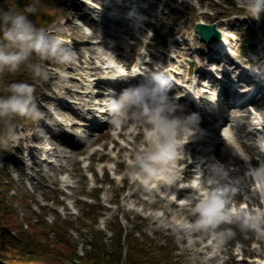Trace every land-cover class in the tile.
I'll use <instances>...</instances> for the list:
<instances>
[{
  "label": "rangeland",
  "instance_id": "1",
  "mask_svg": "<svg viewBox=\"0 0 264 264\" xmlns=\"http://www.w3.org/2000/svg\"><path fill=\"white\" fill-rule=\"evenodd\" d=\"M16 1H20L21 10L30 2V0ZM142 1L141 21L139 22L141 27H138L135 33L136 38L132 34H125L123 42L118 43L113 49L115 55L123 56L120 61L125 66V70L131 58L133 62L141 59L145 50L148 55L144 59L150 61L152 66L160 65L165 70L172 71L174 78H180L185 84L191 85L192 89H196L203 97L200 103L202 105L206 102L204 97L208 98L206 92L204 94L202 90L204 88L201 86L202 79L198 76L195 79L190 78L188 67L185 64L188 60L195 61L194 57L197 56L204 58L202 60L204 61L209 51L206 45L198 39L193 26L196 22L202 21L208 24L214 23L217 28L223 30L221 28L225 25H222L223 22L228 21L229 24L224 28L229 27L228 32L225 33L226 39H229V51L222 59H212V61L218 63V66L224 70V60H229L226 65L232 70V74L228 77L239 75L245 66H248V69H258L264 74V14L258 19L251 15L255 22L250 24L245 18L244 14L247 9L241 6V0H218V2L189 0V3L184 6H180L178 0ZM14 2L15 0L7 1V7H14ZM124 2L125 0L116 1L121 5ZM35 3L39 10L32 15V19L39 26L54 33L60 29V32L68 37L67 43L73 48L80 43L82 45L86 40L85 30H81L80 26L76 25V21H81L78 17L77 20L74 19L73 15L79 13V10L74 11L69 5V0H35ZM117 8L121 9V6ZM117 12L119 17L124 14V11ZM119 26L124 29L122 22H119ZM127 27L131 28V24ZM133 40L143 45L147 44L148 47L141 45L134 49L131 46ZM86 46L93 48L92 43L89 42ZM89 56L95 57L97 54L85 53L84 56L77 54L76 60L70 65L59 64L52 60L45 61L49 72L47 80L35 79L28 66L21 65L20 68L24 69L25 74L23 73L24 75L20 77L33 79L28 82L35 83L36 97L40 107L46 113V118L38 123L25 117L15 118L14 124L19 134L18 139L0 148V153L2 152L0 156L1 176L8 178L7 182H10L13 188L9 191L8 187H3L6 185L0 183V193L4 192L0 198L7 199L8 203L18 207L24 215L27 213L31 216L32 222L26 220L27 223L33 224L38 219L45 220L49 244L55 242L52 237L57 229L56 222L60 228H64V224L65 227H69V235L73 238V242L78 241L77 255L71 264H87L88 247L86 246L89 241L88 237L91 236V229L93 232L103 231L104 240L109 245V237L113 234L111 229L116 223L115 216H119L123 224L127 226V232L133 234L130 236L133 248L137 242L147 241L156 243V247L169 246L171 257L167 264H264V222L260 223L257 228L243 231L237 224L229 223L226 230L235 233L231 236L232 241L230 242V238L223 242L218 241L212 248L196 244V241L201 242L204 233L200 231H193L191 235L186 233V230L193 225L186 219L190 213L185 204V197H188L204 180L196 176L197 164L190 169L184 165L187 164L186 162L182 165L178 163L177 177L183 178L181 180L187 183L184 184L186 188L180 190L181 201L178 204H170L172 201L160 197L161 191L166 188L175 190L178 185L177 180L173 184L174 187L158 183L156 189L159 195H157L156 191L140 186L138 180L126 175L132 151L143 139L142 128L131 124L123 126L120 137H118L116 132L119 128L109 124L89 138L81 136L84 133L81 127L80 129L72 127L71 130V124L80 121V118L73 113L72 109L66 107L69 103L64 100L71 98L73 100V97L66 94V90L80 85L79 81L84 78V72H87L86 61ZM236 65L241 66L242 69ZM87 66H98L97 60L94 59L93 64ZM100 71L101 69L93 70V72ZM62 73H67V76H63ZM75 77L78 79L75 80ZM261 77L264 78L263 75ZM175 88L176 84L173 82L170 93ZM262 92L264 94V89ZM257 101L259 104L256 114L260 122L264 123V103H262L264 100L257 99ZM54 103H61L65 106L64 108L59 105L56 111L57 113L63 112L65 117H70V120L59 115L63 117L60 119L55 114L52 108ZM46 120L51 123L48 125ZM57 120L63 125L57 126L59 124ZM239 121L246 123L245 118ZM64 125L67 128H64ZM44 127H47V130ZM238 128L239 133L236 132V135L232 133L231 137L236 144L237 155L235 157L246 175L245 178H240L237 177L240 172H237L236 177L231 176L230 181L235 184L234 188L237 190V195L234 193L232 195L235 201L232 202L231 207L238 211L259 215L261 221H264V178L252 173V168L264 160V153L260 152L255 155L257 151L256 146L253 145L255 139L247 137L241 124ZM54 130L60 132L57 133L58 136L57 134L55 137L51 135ZM66 131L69 132L67 134L71 135L70 137L65 135ZM75 135L77 137H74ZM213 136L222 139L220 152L228 150L229 146L226 144H232L226 133L219 134V136L216 133ZM236 136H240L244 146L237 145ZM115 138L119 143L115 141ZM69 140L77 145H70ZM194 140L195 138L190 139L191 144L183 155V157L187 155L189 160L194 159L190 152L192 150H195L194 156L198 159L202 157L198 151L201 143L196 144ZM259 140L264 142V139ZM113 143L115 147L111 150ZM206 146V144H201L202 148ZM248 155L254 156L253 159L258 156L256 157L257 162L249 164ZM25 157L31 163L29 168L22 162ZM228 171L231 172L230 168ZM150 190L152 193H148ZM164 194L167 197L168 194L166 192ZM17 200H23L26 203L20 205ZM92 217L95 221L90 220ZM135 224L143 226L141 235L137 232L133 233L132 228ZM109 249L113 251V247L110 246ZM125 250H128L127 245L122 249L124 264L128 262L129 257ZM241 252L248 258L242 259ZM133 258L136 264H142L140 262H146L147 255L143 254L142 257L136 254Z\"/></svg>",
  "mask_w": 264,
  "mask_h": 264
},
{
  "label": "clouds",
  "instance_id": "2",
  "mask_svg": "<svg viewBox=\"0 0 264 264\" xmlns=\"http://www.w3.org/2000/svg\"><path fill=\"white\" fill-rule=\"evenodd\" d=\"M241 6L254 18L264 14V0H241ZM35 0L23 10L0 6V74L16 72L27 65L37 80L49 79L45 61L70 65L77 58L76 50L60 34L39 26L32 15L38 11ZM67 76V73H62ZM173 80L163 71L145 73L122 90L111 89L104 100L115 127L133 125L143 130V139L134 147L126 175L138 180L140 186L151 188L154 183L173 185L178 175V162L187 142L205 132L198 112L187 109L170 94ZM39 122L46 118L36 97V85L27 80H14L0 95V148L18 139L16 117ZM253 175L264 178V161L252 168ZM204 180L188 197L185 204L195 224L186 230L208 233L212 239L226 241L235 233L218 230L226 223H235L243 231L257 228L259 215L231 207L232 187L229 171L223 162H209Z\"/></svg>",
  "mask_w": 264,
  "mask_h": 264
},
{
  "label": "bare ground",
  "instance_id": "3",
  "mask_svg": "<svg viewBox=\"0 0 264 264\" xmlns=\"http://www.w3.org/2000/svg\"><path fill=\"white\" fill-rule=\"evenodd\" d=\"M72 1H74L76 3V6L78 4L76 9H78L79 11L80 10L85 11L84 8H86V11L89 14H91L89 21L94 23L93 29H91V27H89V26H86V25L84 26L83 24L89 25L86 16L85 15L81 16L80 13L76 14V16H78L79 20H81L82 25H83L80 27V29L81 30L86 29L88 32V33H84L86 40L83 41L82 45H78L74 48L76 50L77 54L79 56H84L85 53H90V54H95V55L97 54V56H95V58L89 56V59L86 61V64L92 65L94 59L97 60V62H99L100 64L102 63L103 64L102 69L108 73L107 76L110 79L117 78V77L124 75L123 70H122V66L119 63H117L113 54H111L110 52L103 51L104 48L102 46H105V44H106L108 48H112L116 43H122L123 42V39H121L122 38L121 36H123V34H125L126 32L121 31L118 28V17H119L118 15H119V13L117 11H124L125 15L124 16L120 15L119 20H120V22L123 23V26L125 28H128L127 26L129 24H131V28L127 29L128 33H131L133 29L138 30V28L136 26H138L139 22L141 21V13H140L141 8L140 7H142L143 1L142 0H126L125 3H123L122 5H116L114 7L115 10L114 9H108L109 5L115 0H100L103 3H98L96 0H72ZM150 1H153V0H150ZM117 6H121V9L117 8ZM93 19L95 20V22L93 21ZM82 20H84V21H82ZM133 24H134V26H133ZM227 24H229L228 21H227ZM222 28H223V31L222 30L220 31L221 32V39L216 41V42H212V43L206 45L208 50H211L212 52L214 51L215 54H218L220 56V57L218 56V58L223 57V55L225 54L224 52H221L219 50V47L223 46L224 43L227 44L225 33L228 32L229 27H226V28L222 27ZM87 40H90V43H93L94 48H92V47L88 48L86 46L88 43ZM216 48H218V49H216ZM120 57H122V56H120ZM194 58H195V61H194L195 64L192 67L193 74L190 75L189 77L192 79H195L196 76H198L199 79H202L206 75L205 73H207L208 70H212V67H210V65L212 64L211 60L213 57L206 56L204 61H202L204 58L201 59L199 56L194 57ZM188 59H191V58L188 57ZM228 61L229 60H226V59L224 60V63H223L224 68H228L226 65L229 63ZM87 65H86V67H87L86 71L87 72H84L85 78L80 80L82 85L76 86L75 88H73V89H76L75 91L66 90V94H68L69 96H76V98H78L80 101H82L84 103L82 105L83 110H90L91 109L92 111H94V109H95L94 104H95L96 100L94 99V96H93V93L95 91L93 89V84L95 82V78L93 77V74H91V73H92V70H96L99 68L89 67ZM109 65L112 66L111 67L112 69L109 68ZM237 67H239V66H237ZM263 69H264V66H263ZM231 72H232V70L228 68L227 71L223 72L222 74H225L224 76L231 75L232 74ZM164 73L169 75V73H167V72H164ZM261 74H263V73H261ZM232 77H233L232 80L236 81V83H237V89L233 92V95H235L237 98L241 97L242 95L246 96V98L244 100L245 102L244 103H240L241 101L236 102V103L232 102L230 99L232 97V92H228L229 89L228 88L226 89L224 87L222 89V94H221L222 99H223V101H222L223 104L221 102H219V97L217 94H212L210 104L212 105V109H213V112H215V115L214 114L208 115L209 118L211 119V121L208 118H207L206 122L201 121L202 124L207 126L208 129L204 128V130H206L205 133H201V134L193 137V138H195V140H194L195 143H198L201 141H206L207 138H210V140H209L210 142L208 144L209 148L204 150L205 156H209V158L213 157V152H211V150L213 148H217L219 145L217 143V141H215V139L211 136V135H215L216 133H218V136H219V134L221 133V129H217L216 125L222 123L221 128H223V127L228 128L229 127L228 131L232 132L236 135V132L238 133V131H239V128H238V126L240 125L239 119L245 118L248 116L247 114H249V112L247 111L246 108L249 107V108H252V110L254 109V111H256V109L258 108V104H259L257 99L264 100V94L262 92L264 88L261 84L253 83L252 85H254V84L255 85L253 86L252 90H249L251 88H249V89L243 88L245 85L251 84V81H253V80L250 81V79H248L246 73H242L241 75H233ZM258 77H259V74H258ZM261 78L262 77H259L258 79H261ZM74 79L77 80L78 78L75 77ZM216 81H217V79L214 76V79H212L210 82L211 85L215 84ZM205 84L208 85V83H205ZM186 86L188 88H190V92H187V93H190V94H188L189 96H197L196 89H192L191 85H189L187 83H186ZM201 86H203V84H201ZM260 92H262V93L260 94ZM242 99H244V97ZM262 103H264V101ZM188 104L189 103H187L186 105H188ZM59 105L63 106L65 108V106L62 105L61 103H54L53 104L54 112L58 116L61 115V116L65 117L63 112L57 113L56 109L59 107ZM224 106H226V110L228 112L227 116H226V113H224L222 111ZM105 107H106V105L104 104L103 109H105ZM188 110H190V109H188ZM66 113L69 115L68 111H66ZM224 115H225V117H224ZM61 116H59L60 119L63 118ZM216 116H218V118ZM65 118L66 119L68 118L70 120L69 116H66ZM251 119H253V118L251 117ZM251 121L252 120H248L246 123V127H247L246 129L249 130L246 133V135L249 139L253 140L255 137V134L253 133V131H255V130L253 128L256 126V124L251 123ZM56 122L59 123L58 125H60V124L63 125V123L61 121L57 120ZM244 125L245 124L243 123V126ZM42 126H44V124H42ZM72 127H75L77 129L80 128V126L76 122H73L71 124V130H72ZM44 129L47 130V127H44ZM255 132H259V130L255 131ZM262 133H264V131L262 130V127H260V133H257V134L261 135ZM55 134H57V133L56 132L51 133V135L54 137H55ZM209 134H210V136H209ZM56 136H58V134ZM68 136H70V135H68ZM203 138H205V139L203 140ZM189 144H191V143L189 142L186 144V150L189 148ZM237 144L239 146H241V145L244 146V144L241 143V139H239V136L237 137ZM226 145L229 147H233V148L236 147V145L234 143L226 144ZM261 148L264 149V144H261ZM194 151L195 150L190 151L192 153V156H193L192 158H197V156L196 157L194 156ZM255 153H257V151ZM218 155L222 156L224 161L228 162L231 173L233 176L236 177L237 172H240L237 175V177L245 178L246 174L243 171L241 164H239L237 159H233L231 161L230 157L226 154L218 153ZM249 158L252 159V156L249 155ZM208 160H207V162H208ZM182 161L187 162L188 161L187 157L184 158ZM194 161L196 164L197 163L196 159H194ZM194 161H192V162H194ZM207 162L205 164H207ZM193 164L194 163H191L189 165V167H193L192 166ZM203 167H204V165H203ZM152 186H155V183ZM234 187H235V184H234ZM233 192L237 195L236 189H234ZM187 219H189V217H187ZM226 227H227V224H223V226L220 228L225 229ZM207 237H208V234L206 233L202 237L201 242L196 241V244L200 245L201 243L202 244L206 243L205 241H206ZM231 238L232 237H230V242L232 241ZM218 241L219 240H215L214 243H216ZM204 247H209V246H204Z\"/></svg>",
  "mask_w": 264,
  "mask_h": 264
},
{
  "label": "trees",
  "instance_id": "4",
  "mask_svg": "<svg viewBox=\"0 0 264 264\" xmlns=\"http://www.w3.org/2000/svg\"><path fill=\"white\" fill-rule=\"evenodd\" d=\"M6 1L8 0H1L0 3H5L0 6L7 7ZM5 73L1 74L0 77V95L6 94V85L12 82L10 81L12 76L5 75ZM3 79L9 81L6 80L3 83L1 82ZM15 80H22V77L16 75ZM1 154L2 152L0 156ZM7 181L8 178L2 177L0 172V183L6 185L3 187H8L10 191L13 187ZM3 193L1 192L0 195ZM17 201L20 205L26 203L23 200ZM25 214L20 212L18 207L8 203L7 199L0 198V264H71L77 255L78 241L73 242V238L69 235L70 228L65 227V224L64 228H60L56 222L55 242L49 244L45 220L38 219L33 224L27 223L25 221H31L32 217L27 213ZM90 220L95 221L93 218H90ZM113 226L114 228L111 229L113 234L109 237V245L104 240L103 231L93 232L92 229L90 230L91 236L88 237L89 241H87L90 249L88 248V251H86L87 264H124L122 249L125 244L128 249L126 251L127 256H129L127 258L128 262L125 264H136V260L133 258L136 254L142 257L143 254L144 256L147 255L146 262H140L142 264H167L171 257L167 247H156V244L147 241L137 242L133 248L130 241V236H133V234H126L123 239L124 227L121 222L116 219ZM24 227L29 231L25 230ZM110 246L113 247V251L109 249Z\"/></svg>",
  "mask_w": 264,
  "mask_h": 264
},
{
  "label": "water",
  "instance_id": "5",
  "mask_svg": "<svg viewBox=\"0 0 264 264\" xmlns=\"http://www.w3.org/2000/svg\"><path fill=\"white\" fill-rule=\"evenodd\" d=\"M180 4H184V1L181 0ZM194 30L198 34L200 40L205 43H211L220 39V31L216 28L215 24H204L197 22L194 25Z\"/></svg>",
  "mask_w": 264,
  "mask_h": 264
}]
</instances>
